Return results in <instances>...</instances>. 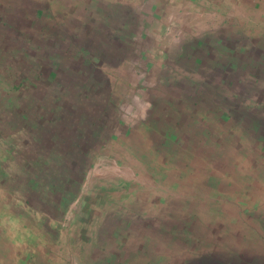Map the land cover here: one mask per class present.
<instances>
[{"label": "rangeland", "instance_id": "374dc122", "mask_svg": "<svg viewBox=\"0 0 264 264\" xmlns=\"http://www.w3.org/2000/svg\"><path fill=\"white\" fill-rule=\"evenodd\" d=\"M179 1L0 0V185L22 187L24 196L23 187H38L31 192L40 195V234L60 233L65 219L46 209L41 193H52L43 185L91 182L94 154L106 145L96 138L103 122L110 129L123 109L130 121L140 110L141 119L147 105L158 131L149 139L161 154L151 161L167 173L155 174L161 200L148 208L130 202V264H264V245L251 256L240 249L247 240L239 225L257 214L256 224L242 225L264 228V194L248 180L250 167L264 179V0L230 14L190 8L203 15L194 32L182 30ZM157 45L159 62L143 66ZM132 86L142 90L134 106L131 95H118ZM139 156L137 164L151 162ZM132 170L130 188L140 179L154 184ZM244 198L257 207L246 210Z\"/></svg>", "mask_w": 264, "mask_h": 264}, {"label": "crops", "instance_id": "0c3cea01", "mask_svg": "<svg viewBox=\"0 0 264 264\" xmlns=\"http://www.w3.org/2000/svg\"><path fill=\"white\" fill-rule=\"evenodd\" d=\"M179 3L176 4V8L181 11L182 30L189 29L194 32L193 26L199 25L198 23L203 18V15L198 11H193L195 8L218 7L227 10L228 14L231 11L237 13V11L245 10L248 0H192L189 3L180 0ZM249 7L253 6L250 4ZM154 14L156 17L153 18L156 19L157 11ZM207 15L209 16V14ZM191 17L194 18L193 21ZM197 19L199 22L196 21ZM204 22H206L205 19L202 23ZM205 25L208 26L209 23L206 22ZM161 27L163 28V24L160 22L158 28L161 29ZM158 28L156 27L157 30ZM201 28L200 26L196 30L199 32ZM157 47L161 49L160 46L157 45ZM161 52L162 49L156 58L147 57V55L140 58L143 66H146V61H148L147 65L159 62ZM142 72H134L135 81L140 77L137 73L141 74ZM141 76L144 77L145 72ZM127 78L130 79V76L128 75ZM134 89L132 86L128 89L127 94H118L120 97H128L129 102L131 95L132 104L128 102L131 106L140 100L139 95L142 93L141 89ZM125 98L122 101H125ZM145 102L137 104L144 106V104L146 105ZM143 109L145 114L141 119L139 118L140 115H137L140 110L136 109V114L132 112L134 117L130 121V110L123 109L124 111L120 110V114L115 117V124L110 129L103 122L106 131L104 132L102 128L96 133V138H104L106 145H101L94 154L100 155V163L94 168L96 176L91 179V182L87 181L78 185L76 189H70L75 194L73 198L72 195L70 196L72 199L69 198L67 208L62 213L65 221L60 233L47 231L40 234L39 219L36 214L39 202L37 200H23L26 196L22 195V187H20L21 191L18 192L15 187L10 190L9 188L3 189L4 186L0 185V264H130V204L136 202L137 207L148 208L151 206L149 204H152L148 201L161 200L157 192L161 189V176L165 179L164 176L167 173L166 167L151 161L158 159L156 155H161L160 152L154 150L149 139L151 133L155 132L157 135L158 131L152 128L151 119L146 118L147 105ZM159 139L157 143L160 144ZM139 155H148L145 160L151 162H146L147 165L145 163L137 164L135 161L141 159ZM117 159L118 161H116ZM130 168L133 169L131 172L133 175L136 173L135 176H142L143 174L152 177L154 184L145 185V180L140 179L135 180V184H131L136 185L137 188L141 187L142 190L137 191L135 187L130 188ZM168 170L174 171L172 168H168ZM179 171L181 170L179 169ZM251 172L252 176L248 180L253 187L250 190L253 189V193L257 195L264 194V179H261L257 171L250 167V174ZM155 174L160 180L155 179ZM189 183H191L190 190H192V182L189 181ZM149 190L150 195H148ZM178 190L183 191V188ZM134 191L142 194L139 197L138 194H134ZM254 201L256 200L252 198H244L242 200L243 206L246 207V210L251 206L257 207L251 205ZM255 216H245V219L239 220L240 230L243 229L242 239L250 241V243L243 242L240 246L241 250H245L246 256L256 254H252V252L248 254V250L253 248L257 252V250H261L258 245H264V228H247L242 225L248 224V222L256 224L252 221L259 220L254 219ZM263 223L261 224L263 225ZM255 230L262 237L258 236ZM260 239H262V243L257 242ZM256 245L257 248H255ZM77 256L78 258H75ZM244 259H241L239 263L263 264L259 262L260 258L258 260L257 258Z\"/></svg>", "mask_w": 264, "mask_h": 264}, {"label": "trees", "instance_id": "16d2710c", "mask_svg": "<svg viewBox=\"0 0 264 264\" xmlns=\"http://www.w3.org/2000/svg\"><path fill=\"white\" fill-rule=\"evenodd\" d=\"M81 184L82 183H80L78 185H81ZM55 185H57V184H53V186L51 183L43 185V190L45 191V193H52V194H50V196H49L46 194H42L40 192L41 196H44V197H41V199H42V201L45 200L44 202H46V200H48L49 203L47 204L46 209L49 210V209L54 208L55 210H57L62 215V213L67 208V204L69 203L68 201H69L70 196L72 195V198H73L75 193L72 190L70 191V189H72V187L69 188V186L65 187V186H55ZM34 187H35V191L38 190L37 189L38 187H36V186L28 185V186L23 187L24 192H26V193L29 192V194L26 195V198H27L26 200L36 201L38 199L37 202H39V205H40V195L36 198L31 192ZM72 198H70V199H72Z\"/></svg>", "mask_w": 264, "mask_h": 264}]
</instances>
